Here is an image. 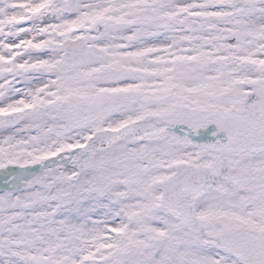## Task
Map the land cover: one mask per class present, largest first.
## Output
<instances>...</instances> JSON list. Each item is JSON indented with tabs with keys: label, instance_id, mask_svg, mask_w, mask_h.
Returning <instances> with one entry per match:
<instances>
[{
	"label": "snow or ice",
	"instance_id": "snow-or-ice-1",
	"mask_svg": "<svg viewBox=\"0 0 264 264\" xmlns=\"http://www.w3.org/2000/svg\"><path fill=\"white\" fill-rule=\"evenodd\" d=\"M0 264H264V0H0Z\"/></svg>",
	"mask_w": 264,
	"mask_h": 264
}]
</instances>
